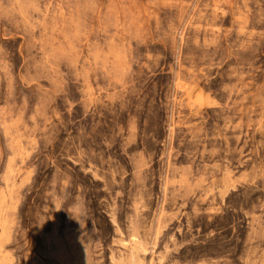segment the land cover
Masks as SVG:
<instances>
[{"label": "rangeland", "instance_id": "374dc122", "mask_svg": "<svg viewBox=\"0 0 264 264\" xmlns=\"http://www.w3.org/2000/svg\"><path fill=\"white\" fill-rule=\"evenodd\" d=\"M0 264H264V0H0Z\"/></svg>", "mask_w": 264, "mask_h": 264}]
</instances>
